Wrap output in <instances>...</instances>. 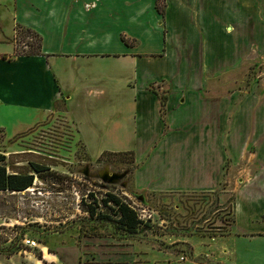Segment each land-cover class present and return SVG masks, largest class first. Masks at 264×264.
<instances>
[{
	"label": "crops",
	"instance_id": "1",
	"mask_svg": "<svg viewBox=\"0 0 264 264\" xmlns=\"http://www.w3.org/2000/svg\"><path fill=\"white\" fill-rule=\"evenodd\" d=\"M261 1L0 0V56L18 28L40 38L36 54L0 58V131L38 126L60 105L90 159L132 154L134 188L160 195L212 189L230 162L243 179L233 231L264 244V96L204 93L240 64Z\"/></svg>",
	"mask_w": 264,
	"mask_h": 264
},
{
	"label": "rangeland",
	"instance_id": "2",
	"mask_svg": "<svg viewBox=\"0 0 264 264\" xmlns=\"http://www.w3.org/2000/svg\"><path fill=\"white\" fill-rule=\"evenodd\" d=\"M156 3L161 8L164 2ZM243 25L249 39L240 64L214 73L204 93L264 96V1L260 18ZM39 41L32 31L18 28L10 55L38 52ZM54 108L38 126L0 131L6 172L33 175L26 190H0L1 255H30L36 264H48L44 257L61 251L66 264H264V244L233 231L234 193L243 183L240 167L230 170L227 162L224 178L212 189L141 192L132 183V154L90 159L63 107ZM247 152H254L252 144ZM33 164L46 169L36 172ZM228 172L233 173L230 181ZM107 193L124 197L134 209L141 220L136 229L90 216L92 209L112 213L110 204L100 203Z\"/></svg>",
	"mask_w": 264,
	"mask_h": 264
},
{
	"label": "trees",
	"instance_id": "3",
	"mask_svg": "<svg viewBox=\"0 0 264 264\" xmlns=\"http://www.w3.org/2000/svg\"><path fill=\"white\" fill-rule=\"evenodd\" d=\"M156 7L158 10H161L158 3H156ZM124 40L128 43L126 39ZM36 53L37 52L31 53V54H36ZM19 55H30V53L29 54H16V55L3 54L0 56V58L10 60L14 56H19ZM161 101H163V98ZM124 153H127V152H124ZM104 154H117V153H113V152L102 153V155ZM4 160H5V155L0 153V190L23 191L29 188L33 182V175L16 174V173L8 174L3 164ZM32 168L36 172H41L46 169L42 165H38V164H33ZM100 203L103 206H108V204H110L109 208L111 209L112 213L95 212L92 209L89 211V214L91 217H95L97 220H107V221L115 222L119 228H124L128 231H133L141 223V220L138 218L136 212L125 201L124 197H121L115 193H107L106 197L100 200ZM38 257L39 259L41 258L40 256Z\"/></svg>",
	"mask_w": 264,
	"mask_h": 264
},
{
	"label": "built area",
	"instance_id": "4",
	"mask_svg": "<svg viewBox=\"0 0 264 264\" xmlns=\"http://www.w3.org/2000/svg\"><path fill=\"white\" fill-rule=\"evenodd\" d=\"M27 244H29L30 246H35L36 245L34 241H29V240H27Z\"/></svg>",
	"mask_w": 264,
	"mask_h": 264
}]
</instances>
